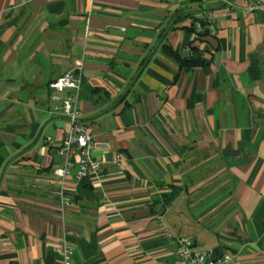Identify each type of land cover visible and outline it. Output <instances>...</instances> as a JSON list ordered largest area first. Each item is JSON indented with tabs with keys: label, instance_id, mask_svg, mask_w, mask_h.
Instances as JSON below:
<instances>
[{
	"label": "crops",
	"instance_id": "1",
	"mask_svg": "<svg viewBox=\"0 0 264 264\" xmlns=\"http://www.w3.org/2000/svg\"><path fill=\"white\" fill-rule=\"evenodd\" d=\"M206 11L203 62L180 66L165 46L184 55ZM78 66L101 164L80 179L75 156L53 171L68 124L48 86ZM177 237L264 264V7L0 0V264H62V243L69 264H176Z\"/></svg>",
	"mask_w": 264,
	"mask_h": 264
},
{
	"label": "built area",
	"instance_id": "2",
	"mask_svg": "<svg viewBox=\"0 0 264 264\" xmlns=\"http://www.w3.org/2000/svg\"><path fill=\"white\" fill-rule=\"evenodd\" d=\"M244 2L245 7L250 10L264 7V0H244ZM203 15L209 23L213 21L212 11H206ZM194 27L196 31L201 29L197 22ZM188 51L190 52L189 46L185 48V53ZM80 79L81 66H78L76 69H67L48 85L51 92L50 97L56 101L60 100L61 103L57 110L66 117L68 124L59 147V151L66 158L62 164L56 165L53 171L58 176H66L75 161L69 157L74 158L75 156L77 161L75 174L78 179L86 175H97L101 170L100 159L93 156L91 152L94 142L93 135L88 126L80 120V110L77 106ZM50 138L46 136L45 140H51ZM60 194V207H63L69 203V198ZM53 249L59 255L62 264L70 263L72 250L68 244L62 243ZM173 252L176 264H230L232 261V255L228 251L218 252L214 248L194 247L187 237L175 238Z\"/></svg>",
	"mask_w": 264,
	"mask_h": 264
},
{
	"label": "trees",
	"instance_id": "3",
	"mask_svg": "<svg viewBox=\"0 0 264 264\" xmlns=\"http://www.w3.org/2000/svg\"><path fill=\"white\" fill-rule=\"evenodd\" d=\"M196 22L201 26V29H199L198 31H196L194 27ZM209 24V21L205 19L204 15L192 16V20L186 25L187 30L193 34V38L188 43L190 52L188 51L181 56L176 51L172 50L169 46H165V48L178 60L180 66H194L203 62V59L200 56L201 51L198 50L195 46L191 45V43L194 39L200 38L208 33ZM175 194L176 187L172 186L169 192L163 194L164 204H167L175 196Z\"/></svg>",
	"mask_w": 264,
	"mask_h": 264
}]
</instances>
